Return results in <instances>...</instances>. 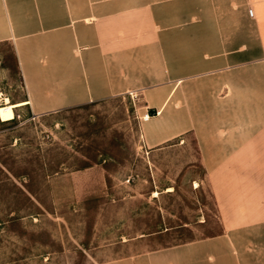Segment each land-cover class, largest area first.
Segmentation results:
<instances>
[{
	"label": "crops",
	"instance_id": "0c3cea01",
	"mask_svg": "<svg viewBox=\"0 0 264 264\" xmlns=\"http://www.w3.org/2000/svg\"><path fill=\"white\" fill-rule=\"evenodd\" d=\"M5 43L34 115L134 93L148 156L195 141L221 231L92 264H264V0H0Z\"/></svg>",
	"mask_w": 264,
	"mask_h": 264
},
{
	"label": "rangeland",
	"instance_id": "374dc122",
	"mask_svg": "<svg viewBox=\"0 0 264 264\" xmlns=\"http://www.w3.org/2000/svg\"><path fill=\"white\" fill-rule=\"evenodd\" d=\"M6 97H25L12 43L0 44V107ZM137 103L0 117V264L100 263L221 231L195 141L148 156Z\"/></svg>",
	"mask_w": 264,
	"mask_h": 264
},
{
	"label": "bare ground",
	"instance_id": "6f19581e",
	"mask_svg": "<svg viewBox=\"0 0 264 264\" xmlns=\"http://www.w3.org/2000/svg\"><path fill=\"white\" fill-rule=\"evenodd\" d=\"M5 105L0 107V117L3 121H11L16 118L15 108L27 105V102L11 103L8 98L5 99Z\"/></svg>",
	"mask_w": 264,
	"mask_h": 264
},
{
	"label": "built area",
	"instance_id": "2783aa9c",
	"mask_svg": "<svg viewBox=\"0 0 264 264\" xmlns=\"http://www.w3.org/2000/svg\"><path fill=\"white\" fill-rule=\"evenodd\" d=\"M249 14L251 16H253V14H254L253 10H250ZM130 96L132 97V99L137 98V95H135L134 93H131ZM157 114H159V113H157ZM149 119H150V115L149 114H146L144 117L141 118V120H143V121H148Z\"/></svg>",
	"mask_w": 264,
	"mask_h": 264
},
{
	"label": "trees",
	"instance_id": "16d2710c",
	"mask_svg": "<svg viewBox=\"0 0 264 264\" xmlns=\"http://www.w3.org/2000/svg\"><path fill=\"white\" fill-rule=\"evenodd\" d=\"M16 119V118H15Z\"/></svg>",
	"mask_w": 264,
	"mask_h": 264
}]
</instances>
